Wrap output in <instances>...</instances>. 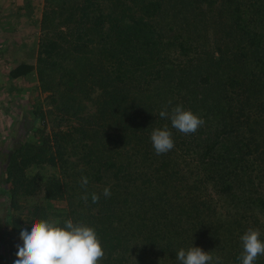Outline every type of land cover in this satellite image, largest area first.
I'll return each instance as SVG.
<instances>
[{"label": "trees", "instance_id": "16d2710c", "mask_svg": "<svg viewBox=\"0 0 264 264\" xmlns=\"http://www.w3.org/2000/svg\"><path fill=\"white\" fill-rule=\"evenodd\" d=\"M204 1L212 6L218 0ZM163 6L162 0H80L74 7L78 23L89 25L84 34L73 30L71 41L65 37L80 55L62 79L82 91L100 82L103 130L98 139L90 129L79 140L65 137V150L42 132L38 141L11 151L3 190L20 241L21 229L38 219L61 225L72 219L96 229L105 249L102 264H180L178 251L193 246L210 252L212 264L217 256L222 264H241V236L259 229L264 240V218L257 214H264V0L233 7L239 41L230 54L209 60L199 77L204 89H191L186 100L175 95L173 88L185 81L173 76L172 64L175 52L188 46L158 26ZM40 47L43 64L61 44L47 35ZM34 69L20 62L9 74L19 78ZM165 106L169 114L176 106L191 110L205 124L185 135L159 116ZM33 107L43 119L42 107ZM165 125L175 147L157 155L151 133ZM39 165L60 173L45 181L46 200L31 207L25 221L21 200L42 187L30 171ZM85 176L86 189L80 182ZM92 193L100 195L98 203ZM62 201L67 205H58ZM255 264H264V255Z\"/></svg>", "mask_w": 264, "mask_h": 264}, {"label": "rangeland", "instance_id": "374dc122", "mask_svg": "<svg viewBox=\"0 0 264 264\" xmlns=\"http://www.w3.org/2000/svg\"><path fill=\"white\" fill-rule=\"evenodd\" d=\"M79 1L14 0V7L0 3V264H14L17 245L22 244L10 225L13 213L3 190L4 169L11 151L27 141H38L42 132L50 135L52 142L59 141L61 150H65L62 144L65 137L71 135L79 140L90 129L98 139L103 130L104 124L97 118L100 82H90L82 91L67 88V81L62 79L65 70L76 66L75 58L80 55L65 37L71 41L73 30L84 34L82 27L89 25L88 22L81 25L79 17L73 15ZM162 1L163 11L156 20L158 26L166 37L188 46L184 53L175 52L172 64L176 69L173 76L185 81L179 88H173L175 95L186 100L191 97V89H204L199 77L206 72L209 60L221 52L223 56L230 54L235 48L233 44L241 35L236 29L233 7L250 0H218L212 6L204 0ZM47 35L58 39L61 49L58 55L41 64L40 46ZM20 62L33 63L35 69L28 75L12 78L9 71ZM33 102L42 107L43 119L35 117ZM30 171L42 187L33 196L22 198L25 221L31 207L45 202V181L60 173L58 168L48 165H39ZM245 211L255 214L250 207ZM257 214L264 218V214Z\"/></svg>", "mask_w": 264, "mask_h": 264}, {"label": "clouds", "instance_id": "9594fccd", "mask_svg": "<svg viewBox=\"0 0 264 264\" xmlns=\"http://www.w3.org/2000/svg\"><path fill=\"white\" fill-rule=\"evenodd\" d=\"M171 104V101H169ZM161 118H170L171 127L188 135L195 133L205 124V120L191 110L182 106H168L159 112ZM151 142L157 155L165 154L175 147L173 133L165 125L163 129H155L151 133ZM81 186L85 189L88 178H81ZM105 197H110V187L103 190ZM85 202L88 195L83 196ZM93 203H98L100 195L91 194ZM259 229L249 228L242 236L241 264H255L259 256L264 255V240H261ZM22 244L17 245V259L14 264H102L105 249L96 229L83 222L74 223L72 219L61 222L54 218L38 219L20 231ZM180 264H212L213 256L201 247H191L187 251L181 248L177 257ZM215 264H222L219 256Z\"/></svg>", "mask_w": 264, "mask_h": 264}, {"label": "crops", "instance_id": "0c3cea01", "mask_svg": "<svg viewBox=\"0 0 264 264\" xmlns=\"http://www.w3.org/2000/svg\"><path fill=\"white\" fill-rule=\"evenodd\" d=\"M14 0H0V3L3 4L5 2V4H9L11 5V7H14L15 4L13 3Z\"/></svg>", "mask_w": 264, "mask_h": 264}]
</instances>
